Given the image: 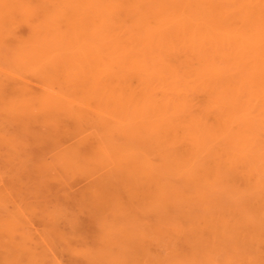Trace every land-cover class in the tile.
<instances>
[{
  "label": "bare ground",
  "instance_id": "obj_1",
  "mask_svg": "<svg viewBox=\"0 0 264 264\" xmlns=\"http://www.w3.org/2000/svg\"><path fill=\"white\" fill-rule=\"evenodd\" d=\"M6 61L46 86L38 92L0 73V101L13 120L84 118L53 84L87 90L91 102L83 104L104 107L91 115L106 109L110 119H102L108 141L81 145L79 137L57 157L69 171L98 173L81 200L101 221L96 245L80 249L83 264H171L144 247L135 225L120 223L141 209L167 221L157 230L181 237L182 258L264 264V0H0ZM220 195L238 211L208 210L171 225L172 207H206ZM8 231L6 261L25 254L30 264H59Z\"/></svg>",
  "mask_w": 264,
  "mask_h": 264
},
{
  "label": "rangeland",
  "instance_id": "obj_2",
  "mask_svg": "<svg viewBox=\"0 0 264 264\" xmlns=\"http://www.w3.org/2000/svg\"><path fill=\"white\" fill-rule=\"evenodd\" d=\"M16 24L18 25L16 28V30L18 29V33L20 32V34H26L28 32L26 22L18 19ZM6 62H0V73L3 75V79H9L10 81L14 79V81L21 80L20 82L26 80L25 82H27L28 85L34 86L30 87L35 89V91L38 88L41 89L40 91L38 89V92L45 89L46 86L43 87V83H41L40 80L39 82L36 81L38 78L34 79L36 77H34V73L32 71L26 70L28 72H32L31 75L30 73L28 74L29 76L25 74V70L22 71L23 74H20L21 68H18V66H12V62ZM9 67H12L10 70L13 69L14 73L9 70ZM6 70L7 73H4ZM22 77H24V79ZM37 85L38 88L36 87ZM56 85L53 84L50 86H53L52 89L54 87L56 88L53 89V92H57L55 94L58 96L61 95L62 99L63 96H67L64 98L66 100L63 99L64 101L67 102L68 100L69 102L67 103H71V106L75 103V107L78 105L77 108L80 107L85 110L86 119L85 117L76 118L80 120H78L80 122L79 123L75 119V117L78 116L73 114H70L71 116H67L66 114V116L57 114L48 120L37 118L35 120H28L25 123L19 120H13L18 118L11 117V113L8 114V109H6V104L0 101V111L3 110L0 112V236L2 234L3 237L1 236V238L4 239L2 240L0 238V264H30L29 260L27 259V261L25 259L27 256L24 258L25 254L23 255L22 253V255H17L18 257L16 260L12 262L6 261L5 256L3 257L5 251L4 242H7V235L11 232L8 231V229L14 231L13 233L15 236L17 235L16 239H18V241H20V239L22 240L24 237L23 239L25 241L22 240L21 242H25V244L31 245L36 251H41L46 254L45 257L47 258L45 259L47 263H51L55 260L59 264H83L82 261H80L83 259L80 249L88 245L91 247L96 245L95 242L97 241V232L99 230V226L101 225V221L98 220L99 216L93 213L89 204L84 205V201L86 203L89 200L88 191L90 192V188L97 178L98 173L89 175L87 173H79L78 170L77 173L73 170L69 171L68 169H64L62 167L59 163L61 162V159H58L57 157L58 153L64 152V150H67L72 144H79L81 141L84 143L83 144L81 142V145H85L87 143L92 144L94 141L96 144L97 141H100L101 143L108 141V139L105 138H108L107 136L109 133L103 126L102 121L106 119L109 121L110 119L102 118L104 117L103 114L105 115L106 113V109L105 113L101 112L104 109H99V114L96 110V113L100 115V117H97V115L94 116V112L91 115L90 112L101 108L102 105L100 107L99 103H96V101L93 100L92 103L98 104V108H96V106L95 108L94 106L91 107V103H84V105L83 102L87 103L88 101V98L86 99V97H88L86 92L87 90L84 91L85 89H81V87L78 86V88L76 87L77 93L75 92L76 90L73 91L75 93H72L71 89L74 90V88L71 87L70 89L68 87L69 91H71V96L68 89H61L60 86L58 87V85ZM64 89L67 90L65 92L68 94L64 92ZM62 91L64 92L63 94L61 93ZM74 99L78 100L75 101ZM88 102H91V99ZM89 117H95V120H91ZM63 126H67L66 128L69 129V131L66 132L67 129ZM57 127L60 129H57ZM61 128L66 130L65 134L60 132ZM71 133L72 135H70ZM4 136H6V141ZM8 136L10 139L7 138ZM58 136H60V140L62 138V142L55 140ZM79 137H85V140L83 141V139L81 140ZM7 139L9 140L8 142ZM11 139L14 141L12 144L9 143L11 142ZM55 141L59 144L55 143ZM61 148L65 149L60 151ZM48 160H52L51 162L53 167L51 170L46 171L47 166L51 164L50 161L48 163ZM44 164L45 166L47 165L46 168H43ZM88 166H86V169H89ZM40 167L42 169H40ZM48 173L52 175H49ZM81 200H84L82 201L83 204ZM209 200L211 205L206 207L198 205L188 208L180 206L172 207L171 225L175 224L179 219L181 222H186V218L189 216H200L205 214L208 210H216L220 208H227L229 210L231 208V210L237 209L236 212L238 211V208L233 209V205L231 204L232 199L224 195H220L217 198ZM254 202H256V200H254ZM254 212H256V210L252 211V213ZM159 221L160 219H157L151 213L141 209L138 211L135 219L132 221H129V219H122L120 223L135 225L138 228L135 231V235L136 237L138 236V239L140 238V240L143 241L145 245L144 247L149 251H156L157 254L155 253V255L159 254L160 257H171V264H173L175 260L186 263L190 262L189 259H191V261L194 262L198 257L185 259V256H183L184 258H182L181 253L185 252V249L188 247L186 248V246L182 243L181 237H177L174 234V231L171 230L170 238L168 233L156 229L157 223L162 226V223L167 222ZM9 224L12 229L9 227ZM84 235H86V237ZM81 242H84L85 244H81ZM261 245L260 247L264 252V239L261 241ZM139 252L141 254H145V250L139 249ZM221 261L224 262V260ZM221 261L219 262L221 263ZM195 263L211 264L209 261H205L202 256L201 260L198 258L194 264ZM214 263L215 262H212V264Z\"/></svg>",
  "mask_w": 264,
  "mask_h": 264
}]
</instances>
